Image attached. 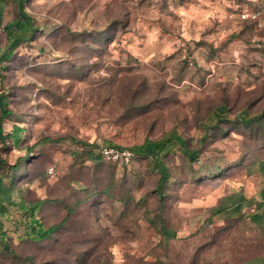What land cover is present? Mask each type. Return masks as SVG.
<instances>
[{
	"label": "rangeland",
	"instance_id": "1",
	"mask_svg": "<svg viewBox=\"0 0 264 264\" xmlns=\"http://www.w3.org/2000/svg\"><path fill=\"white\" fill-rule=\"evenodd\" d=\"M256 1L25 0L38 30L0 65L11 111L2 133L18 127L21 141L6 140L0 154L32 156L12 198L21 189L77 204L42 242L25 241L4 216L17 257L0 248V264H264L250 259L264 256V232L243 216L264 188V31L240 17ZM218 105L225 120L201 141L198 124ZM243 112L263 114V124L235 123ZM170 131L198 161L166 156L161 201L148 158L126 167L82 152Z\"/></svg>",
	"mask_w": 264,
	"mask_h": 264
},
{
	"label": "trees",
	"instance_id": "2",
	"mask_svg": "<svg viewBox=\"0 0 264 264\" xmlns=\"http://www.w3.org/2000/svg\"><path fill=\"white\" fill-rule=\"evenodd\" d=\"M24 3L25 0H0V26L5 34V42L2 43L0 39V65L9 60L14 50L20 44L33 39L35 32L38 30L33 17L25 11ZM254 6L255 3L250 9L254 8ZM8 12H11V17L4 20L5 17H8ZM242 20L254 25L250 19ZM224 111V106L218 105L208 113L204 121L198 124L202 130L201 141L206 138L208 130L215 128L219 122L225 120L222 117ZM10 114L11 111L7 108L5 94L0 93V143L2 144L0 152L2 149H5L3 144L6 140H9L11 145L14 146L18 145L21 141V130L18 127H15L6 134L2 133V120ZM233 121L242 126L262 125L263 114L256 113L250 115L243 112L235 115ZM44 140L48 141V138ZM78 143L80 146L85 145V143L80 141ZM106 146L121 148L112 144ZM98 150L97 153H94L90 149L82 152L93 161L103 160ZM129 150L133 153V158L128 165L124 166L131 165L136 158H148L151 161L152 168L157 173L152 190L158 201H161L164 197V189L170 178V173L165 162L166 156L178 152L189 164L198 161L197 149L190 147L186 139L175 131H170L158 139H145L140 144L133 145ZM31 159V153L26 150L12 163L8 162L0 154V248L14 258L17 256L10 249L9 241L12 236L4 229L2 221L4 216L9 215L14 226L22 230V237L25 241L42 242L51 239L54 233L64 226L69 214L74 211L77 204V202H74L72 205L65 204L60 197L56 196L42 198L35 196L28 198L21 189L15 199L12 198L14 190L17 189L15 186L16 175L20 176L24 164L30 162ZM261 170L264 171V167ZM233 211L236 214L241 213L239 201L235 202ZM243 216L264 232V188L262 189L260 199L255 200L253 208ZM156 225L159 228V233L165 240L174 236V232L167 228L161 219H158ZM259 257L264 256H255L250 259ZM24 259L29 261L31 258L26 256Z\"/></svg>",
	"mask_w": 264,
	"mask_h": 264
},
{
	"label": "built area",
	"instance_id": "3",
	"mask_svg": "<svg viewBox=\"0 0 264 264\" xmlns=\"http://www.w3.org/2000/svg\"><path fill=\"white\" fill-rule=\"evenodd\" d=\"M240 17L252 20L256 29L264 31V0H257L254 8L242 11ZM98 151L102 159L118 162L121 165H128L133 158V153L126 148L102 146ZM46 173L48 176H53L54 167H48Z\"/></svg>",
	"mask_w": 264,
	"mask_h": 264
}]
</instances>
